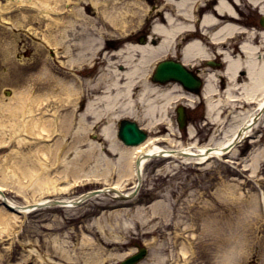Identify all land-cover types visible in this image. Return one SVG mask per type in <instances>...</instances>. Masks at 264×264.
Returning a JSON list of instances; mask_svg holds the SVG:
<instances>
[{
	"label": "bare ground",
	"instance_id": "bare-ground-1",
	"mask_svg": "<svg viewBox=\"0 0 264 264\" xmlns=\"http://www.w3.org/2000/svg\"><path fill=\"white\" fill-rule=\"evenodd\" d=\"M69 1L7 0L6 5L0 4V9L12 7L35 9L37 12L34 13L46 20L47 31L46 34L41 31V35L46 43L54 46L52 60L56 61V64H52L46 57V64L44 63L43 67L46 76L42 81V85L46 87L42 93L33 94L29 85L11 94L5 90L4 92L9 95L4 93L0 95V146L7 145L10 141L14 142L8 152L0 158L1 183L4 179H9L20 189L24 186H31L35 190L47 188L57 180L49 174V170L53 165L60 164L57 172L68 183L70 182L68 176H71L72 181L76 183L92 177L97 180L101 178L100 176L107 180L111 173H115V178L110 182L109 187L91 194L110 195L107 190L122 192L125 182L129 181L128 179L136 172L133 159L142 152L146 154H142L143 156H147L142 159V164L151 157L150 154L156 156V152L160 150L164 152L163 154L171 153L173 160L181 156L187 162L203 163L204 160H208L207 163H210L224 154V149L227 148L224 146L239 143L241 136L247 133L256 121H262L264 124V101H259L260 98H264V27L245 28L239 23L241 10L236 4L241 0H212V3L210 0L205 2L204 0H172L174 14L169 10L162 18L159 17L162 21L153 23L152 32L162 35V39L157 44H138L129 41L126 39L130 37L129 31H124L126 22L120 23L122 30H118L120 33L118 36L121 38L118 41L126 40L111 52L109 59H106V56L110 50H107L101 41L105 37L98 36L100 40L91 37L88 35V30L81 36L74 34L82 37L78 41L68 37L66 26L61 25V17L57 16L59 12H66L72 16V19L68 20L69 17L63 15V18L70 23V27L75 24L77 17L83 18L80 21L82 33L86 25L94 23L81 13L79 7L73 12L67 8H60L68 7ZM94 1L93 3L96 2ZM243 1L264 14V0ZM232 5L235 7L233 8ZM201 9L203 13L199 16ZM117 12L105 9L106 15L115 26L117 22L114 18ZM178 16L184 19L177 20ZM20 17L22 20H19V23L23 26L27 23L26 15ZM195 19L199 20L198 25H195ZM163 20L165 23H162ZM50 24L61 27L56 30L57 32H52ZM27 29L33 28L27 26ZM200 31L203 34H200ZM184 32L188 33L189 39L180 47V60L190 67L196 63L206 65L200 71L205 82L202 98L205 101L208 127L213 128V132L209 143L200 145L182 144L169 136L170 143L175 146L172 149L162 144H150L153 142L150 140L153 139L155 127L164 122V125L174 130V122L169 116L170 107L180 95L185 96L184 98L189 102L195 100L196 96L182 91L177 81L159 83L151 80L150 76L156 60L176 50L180 45L177 37ZM100 35H103L102 30ZM215 52L222 56L224 66L221 72L212 64L207 65L205 61ZM98 55L100 57H97ZM59 56L67 58L60 60ZM113 58L116 59L110 61ZM85 62L86 64L93 62V64L87 66L89 70L86 72L87 76L83 78L80 72L87 70L82 69V63ZM113 62L121 64L123 70L109 68ZM240 71L243 75L239 73ZM233 97L241 99L239 110L230 101ZM84 100L83 109L77 114L75 106ZM255 100L258 106L250 103ZM123 116L137 120L141 127L148 131V138L137 145H121L115 131L120 117L125 118ZM181 116H186L185 111ZM88 118L94 119V125L99 131L96 134L101 138L100 141L95 142L89 136L84 137L91 129L84 124ZM75 119L77 127L73 129L72 124ZM72 129L73 136L69 144L66 135ZM217 131L219 137L216 138L214 133ZM188 132L189 137L194 136V128L190 125ZM168 134L171 135L170 132ZM195 140L191 141L195 142ZM144 145L146 148L142 147ZM24 146L28 147L27 150L23 148ZM72 152L73 155L68 158ZM114 152L118 155L113 159L110 156ZM159 156L161 157L162 154L159 153ZM263 159V148L253 147L241 161L245 167L254 171ZM136 181L134 178L132 188ZM54 187L55 185L52 186ZM0 188H4L2 184ZM223 188L227 196L233 191L239 197L242 195L235 189V183H225ZM260 194V201L264 205V191ZM0 195L3 198L2 194ZM84 196H89L88 191ZM248 197L254 198V209L258 207L256 195L250 192ZM65 198L69 200L70 197ZM7 200L10 204H14L11 198L8 197ZM158 202V198H155L148 205L154 208L155 212H159ZM118 209L120 208L114 210ZM26 211L22 210V212ZM251 211H253L252 207ZM255 215V219L258 220L261 216L259 209L255 211ZM16 217L14 210L0 205V233L10 229ZM96 220L94 217L93 221ZM262 238L264 241V235ZM263 248L264 246L262 250Z\"/></svg>",
	"mask_w": 264,
	"mask_h": 264
},
{
	"label": "rangeland",
	"instance_id": "rangeland-1",
	"mask_svg": "<svg viewBox=\"0 0 264 264\" xmlns=\"http://www.w3.org/2000/svg\"><path fill=\"white\" fill-rule=\"evenodd\" d=\"M93 1L70 0L69 8L60 7L70 9L71 12L79 7L87 19L94 21L93 24L86 25L82 33L80 21L83 18L77 17L75 24L70 27L63 15L69 17L68 20L72 16L59 12L57 16L61 17V25L66 26L69 38L73 37L78 41L87 30L88 35L99 40L98 36H116L120 34L118 30H122L120 23L123 22H126L124 31L135 34L146 22L147 13H153L152 17L158 19L156 9L159 4L167 6L162 0ZM6 3L7 0H0L1 5ZM87 4L95 7V15L85 10ZM241 7L244 10L242 21L257 27V9L245 1L241 3ZM105 9L118 11L114 18L117 26L112 24ZM34 12L37 11L23 7L0 9V95H9L29 85L33 94L42 93L46 87L42 85L46 76L43 71L46 57L52 64H56L52 60L54 46L46 43L41 35V31L46 34V20ZM23 14L26 15L27 23L21 26L19 20H22L20 15ZM61 25L50 24L51 31L60 29ZM27 26L33 29H27ZM100 30L103 35H100ZM59 54L61 55V51ZM110 54L111 52L107 53L106 59H109ZM59 58L66 60L67 57ZM92 64L93 62L82 63V69L87 70L81 71L80 76L86 77L89 70L87 66ZM109 68L122 71L124 67L113 62ZM82 102L75 106L77 114L83 109L85 100ZM202 111L203 105H198L190 114L198 119ZM93 121V118H88L84 122L91 128L84 137L89 136L96 142L101 138L96 134L99 131ZM205 121L200 120L190 125L196 130V136L204 138L202 141L212 131L211 128L207 129ZM72 127H77L76 119ZM73 129L66 135L69 144ZM187 131L182 133L184 144L190 142L185 137L189 133ZM172 132L175 137L176 130ZM154 134H158V131ZM116 138L124 145L117 136ZM179 138L176 136V140L180 141ZM13 143L10 141L9 144L0 146V158ZM23 148L27 150L28 147ZM72 155L73 152L68 158ZM117 155L114 152L110 157L114 159ZM241 158L236 152L225 160L214 159L203 165H184L154 158L143 169L139 191L144 199L136 204L117 207L120 208L118 210L107 206L101 208V203L114 198L109 194H101L78 206H50L27 213H16V221L11 224L10 229L0 233V264H121L120 260L136 249L134 242L144 243L149 248L148 254L136 264H264V205L260 201V192L264 191V159L255 171H251L242 168ZM59 166L60 164L53 165L49 170V174L57 178L52 184L55 185L54 188L49 186L35 190L31 186H24L20 189L9 179H1L3 183L0 184L14 202L24 203L51 196L74 197L90 188L109 185L115 178V173H111L107 180L100 176L97 180L92 177L75 183L68 176V183L57 172ZM128 180L122 191L133 183V179ZM230 182L235 183V189L242 193L240 197L235 191L229 196L224 192V184ZM250 192L258 200V207L255 206V209L254 198L248 197ZM109 193L112 194L111 191ZM153 198H158L159 212L148 205ZM258 209L261 216L256 220L255 211ZM94 217L96 221H93Z\"/></svg>",
	"mask_w": 264,
	"mask_h": 264
},
{
	"label": "water",
	"instance_id": "water-1",
	"mask_svg": "<svg viewBox=\"0 0 264 264\" xmlns=\"http://www.w3.org/2000/svg\"><path fill=\"white\" fill-rule=\"evenodd\" d=\"M261 21L264 22V17H261ZM155 78L160 79H169L171 77H177L182 79V81L186 84L190 83L189 78H186V72L184 68L179 63H175L172 61H163L158 64L156 69V73L154 74ZM188 77V76H187ZM182 124V123H180ZM118 136L123 139L125 143L133 144L138 143L143 139L145 133L141 130L137 123L131 120L122 119L119 122ZM97 190L89 191V195L95 193ZM56 202V200H53ZM8 205V204H7ZM35 206L42 205L41 203L34 204ZM144 249L142 247L139 248V251L133 255L128 256L123 260L124 264H130L133 261L137 260L143 253Z\"/></svg>",
	"mask_w": 264,
	"mask_h": 264
},
{
	"label": "flooded vegetation",
	"instance_id": "flooded-vegetation-1",
	"mask_svg": "<svg viewBox=\"0 0 264 264\" xmlns=\"http://www.w3.org/2000/svg\"><path fill=\"white\" fill-rule=\"evenodd\" d=\"M210 2L212 3V0H210ZM213 3H214V1H213ZM144 33H146V30H145V32ZM219 66H221V65H219Z\"/></svg>",
	"mask_w": 264,
	"mask_h": 264
}]
</instances>
